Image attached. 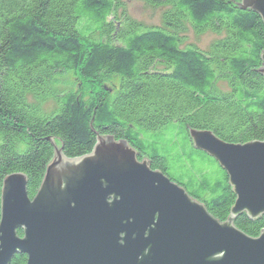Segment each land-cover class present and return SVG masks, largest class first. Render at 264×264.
<instances>
[{"label": "trees", "instance_id": "16d2710c", "mask_svg": "<svg viewBox=\"0 0 264 264\" xmlns=\"http://www.w3.org/2000/svg\"><path fill=\"white\" fill-rule=\"evenodd\" d=\"M162 7V24L145 26L119 0H0V195L3 178L27 177L34 196L53 156L89 153L98 134L126 139L224 221L235 200L226 171L194 148L189 128L227 142L264 139V23L240 0H144ZM220 34L209 49L182 45V33ZM71 72L77 89L57 76ZM120 77L116 89L104 75ZM55 106L43 110L41 102ZM1 216V202H0ZM250 236L264 213L237 214ZM22 235V230L18 229ZM15 253L9 264H25Z\"/></svg>", "mask_w": 264, "mask_h": 264}, {"label": "water", "instance_id": "95a60500", "mask_svg": "<svg viewBox=\"0 0 264 264\" xmlns=\"http://www.w3.org/2000/svg\"><path fill=\"white\" fill-rule=\"evenodd\" d=\"M259 13L264 0H240ZM260 71L264 74V50ZM194 148L212 156L235 194L220 221L123 138L98 134L89 153L53 156L32 198L22 172L1 185L0 264L15 253L25 264H264V230L250 236L233 220L264 213V139L227 142L189 128ZM22 230V235L18 234Z\"/></svg>", "mask_w": 264, "mask_h": 264}, {"label": "rangeland", "instance_id": "374dc122", "mask_svg": "<svg viewBox=\"0 0 264 264\" xmlns=\"http://www.w3.org/2000/svg\"><path fill=\"white\" fill-rule=\"evenodd\" d=\"M121 6L117 9V13L125 11L126 14L135 20L142 22L145 26H155L162 24V7L151 6L144 0H119ZM220 34L206 31L203 33H196L191 28H187L182 33V45L195 44L201 49H209L211 43L216 40ZM105 85L109 89H116L120 82V77L117 75H104ZM57 83L61 88H72L77 89L79 82L71 72L59 74L57 76ZM55 106L53 99H47L41 102L43 110L49 111ZM138 160H142L143 157L137 155Z\"/></svg>", "mask_w": 264, "mask_h": 264}]
</instances>
